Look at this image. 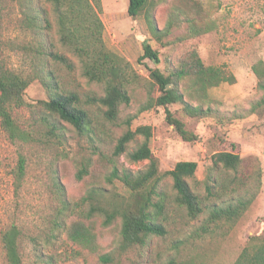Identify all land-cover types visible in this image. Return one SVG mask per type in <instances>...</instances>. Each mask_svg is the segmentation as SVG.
<instances>
[{
  "label": "rangeland",
  "instance_id": "rangeland-1",
  "mask_svg": "<svg viewBox=\"0 0 264 264\" xmlns=\"http://www.w3.org/2000/svg\"><path fill=\"white\" fill-rule=\"evenodd\" d=\"M130 0H102L101 17L105 24L107 46L130 60L141 75L132 101L121 106L115 122L105 118V108L94 100L105 94V85L90 81L83 73L80 59L61 44L56 14L48 0L53 28L50 36L72 66L35 51L39 29L24 22L32 5L26 0H3L0 34L3 47L0 62L31 79L26 103L15 107L14 118L27 132L26 140H11L0 122V264H9L1 241L3 230L17 224L21 229V252L25 264H234L243 249L264 238V90L259 87L254 65L264 61V0H201L208 11L212 29L190 37L185 27L175 29L165 42L153 38L144 14L128 12ZM155 15L162 27L166 24L175 0H157ZM150 39L159 51L161 63L150 59L138 62L144 41ZM196 48L208 65L225 66L236 77L235 83L210 88L203 100H195L209 112L190 116L182 103L169 106L198 140H183L167 122L166 108L142 111L150 91V69H173L179 58ZM54 74L61 90L76 93L89 111L92 130L81 132L72 123L50 112L43 104L48 92L43 79ZM153 94L156 92L152 91ZM261 102V103H259ZM152 127L149 144L158 159L160 174L173 169L180 161L198 163L188 180L199 194L204 210L196 218L175 201L173 179L165 175L160 187L167 194L164 215L165 235L153 236L144 246L122 249L120 219L113 226L103 225L100 215L88 216L89 191L95 186L92 176L81 180L77 173L83 163L95 160L96 153L114 158L119 173L137 176L146 171L150 160L135 161L130 153L146 136L138 134L127 150L114 155L119 138L130 128ZM233 144L242 156L238 170L214 163L217 152L231 150ZM20 156L26 159V175L19 191L14 187V170ZM96 161V160H95ZM94 169H107V164ZM98 184L118 195L129 189L120 178ZM209 186L212 193L209 192ZM158 200V197L154 198ZM248 201L247 209L232 219L211 217L215 210ZM74 220L95 221L102 232L98 250L92 251L70 240L59 225ZM103 255L109 256L104 261Z\"/></svg>",
  "mask_w": 264,
  "mask_h": 264
},
{
  "label": "trees",
  "instance_id": "trees-1",
  "mask_svg": "<svg viewBox=\"0 0 264 264\" xmlns=\"http://www.w3.org/2000/svg\"><path fill=\"white\" fill-rule=\"evenodd\" d=\"M32 5V10L26 13L24 22L30 28L39 29V44L35 51L53 60L71 67L69 57L60 52L56 43L50 36L53 22L47 7L42 0H26ZM56 14L57 33L60 42L69 48L81 61L83 73L90 80L105 85V94L94 97L104 108L105 118L115 122L121 112L123 104H129L134 94L135 85L141 84V75L133 63L111 50L104 39L105 24L101 17L102 0H48ZM157 0H130L128 12L132 16L144 14L152 31L153 38L162 42L173 35L175 29L185 27L187 35L196 37L209 32L212 24L208 11L201 0H175L164 26L159 25L155 15ZM3 0H0V22L2 19ZM154 43L147 39L143 44V52L138 62L150 59L156 64L162 59ZM4 43L0 34V51ZM258 76L259 87L264 90V61L254 65ZM150 95L142 105L141 110H151L154 107L166 108L167 122L173 126L180 137L188 142L198 140V135L187 128L186 123L176 117L169 106L182 103L184 111L190 116H202L209 112L201 104L194 101L208 97V90L224 83H235L236 77L225 66L208 65L204 62L199 51L194 48L184 54L173 69L163 71L160 68L150 69ZM48 92V100L44 106L60 118L72 123L78 130L84 132L92 130V119L89 111L83 107L79 96L61 90L54 74L49 79H43ZM31 79L25 77L0 62V122L9 138L26 140L27 132L17 123L13 115L15 107L26 103V91ZM152 91L156 92L153 94ZM264 101V98L263 100ZM261 103V102H259ZM138 134H144L146 140L136 150L130 153L135 160H150L149 168L132 176L129 173L120 174L114 158L103 153H96L95 160H88L82 164L77 173L81 180L92 176L96 179L95 186L89 191L86 198L90 201L89 217L100 215L104 218L103 225L113 226L116 219L120 222V246L128 249L133 246H144L155 235H165L166 228L162 221L167 203V194L160 187L165 175L173 179L176 190L175 201L186 207L191 217H198L204 210L199 194L192 188L188 178L193 176L198 168L195 161H180L165 174H160L158 159L154 156L149 141L152 137V127L142 125L129 129L118 140L114 155L118 156L127 150L128 144ZM243 159L233 144L231 150L219 151L214 156L215 164H222L226 169L238 170ZM107 164V169H94L97 164ZM26 175V159L20 156L18 165L14 170V187L19 191ZM114 182L120 178L129 189L128 195L116 196V191H109L105 186L98 184L102 178ZM209 192L212 193L209 186ZM158 197V200L154 198ZM249 203L240 200L236 205L230 204L227 208L215 210L211 217L232 219L240 216ZM65 230L68 238L92 251L98 250L101 244L102 232L98 230L95 221L74 220L70 223L59 224ZM21 229L12 224L1 235V241L9 264H25L21 252ZM256 243L246 246L234 264H264V238L256 237ZM104 261L109 256L103 255ZM166 264H178L171 259Z\"/></svg>",
  "mask_w": 264,
  "mask_h": 264
}]
</instances>
